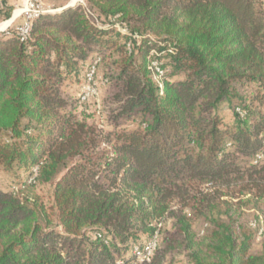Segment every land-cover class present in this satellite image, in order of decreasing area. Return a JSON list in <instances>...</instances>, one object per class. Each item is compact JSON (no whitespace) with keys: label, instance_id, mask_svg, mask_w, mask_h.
Listing matches in <instances>:
<instances>
[{"label":"trees","instance_id":"trees-1","mask_svg":"<svg viewBox=\"0 0 264 264\" xmlns=\"http://www.w3.org/2000/svg\"><path fill=\"white\" fill-rule=\"evenodd\" d=\"M83 1L0 31V165L25 172L0 189V264H264L244 220L264 202V0ZM107 51L120 85L102 130L61 88ZM39 182L47 206L24 195Z\"/></svg>","mask_w":264,"mask_h":264},{"label":"rangeland","instance_id":"rangeland-1","mask_svg":"<svg viewBox=\"0 0 264 264\" xmlns=\"http://www.w3.org/2000/svg\"><path fill=\"white\" fill-rule=\"evenodd\" d=\"M35 2L38 8L43 11L56 12L61 7L72 3L71 6L75 4H81L85 7L83 0H9L13 5L12 15L17 14L18 10L20 12L15 16L16 18L9 26H14L15 29L20 27L25 21V10L29 7V2ZM23 10V11H22ZM11 15V16H12ZM7 22L0 18V26L2 23ZM8 26V27H9ZM3 27V26H1ZM7 27V28H8ZM122 29V27L119 26ZM17 30V29H16ZM92 56L90 60L93 59ZM117 58V53L114 51H107L102 54V59L99 61L96 73H95V84H96V94L91 96L87 101L80 100V93L85 84V77L82 73H79L77 77H70L63 82L62 91L64 95L68 98L72 104H75V112L78 118H84L88 123L95 124L98 129L108 130L113 128V122L110 119V108L114 105V93L120 85V80L117 77L115 69V60ZM84 72V71H83ZM177 78V76H174ZM219 113L224 116L225 120L230 121L231 111L226 104H223L219 108ZM120 127L129 128V120L121 119L119 121ZM25 176L23 169L16 168L13 166L11 169H5L0 165V189L9 191L11 184L17 180H21ZM52 185L50 183L39 182L37 185L33 186L27 192L24 193L31 200L40 201L45 206L52 202ZM177 204L173 203L172 208H177ZM54 219V218H52ZM257 220L259 226L264 229V202L260 204L259 208L246 209L244 213V220L248 223L251 220ZM172 219H165L162 222V232L171 230ZM202 227L201 222H196L194 228L196 231L200 230ZM264 243V233L259 238L256 237L254 240L252 251H257ZM166 264H189L183 254H178L173 256H168L166 258Z\"/></svg>","mask_w":264,"mask_h":264},{"label":"built area","instance_id":"built-area-1","mask_svg":"<svg viewBox=\"0 0 264 264\" xmlns=\"http://www.w3.org/2000/svg\"><path fill=\"white\" fill-rule=\"evenodd\" d=\"M36 1V0H35ZM29 7L31 8H27L25 10L26 16H25V21L24 23L20 26L17 27V32L24 36L28 33L29 30V26H30V20L37 15V13L40 11V9L38 8V5L35 2L30 1L29 2ZM156 51L155 50H151L150 54H155ZM99 58L94 59L91 64L89 65L86 73H85V84L82 88V91L80 93V100L81 101H87L91 96H93L94 94H96V84H95V73H96V69H97V64L99 63ZM148 68L150 70L151 76L152 78L158 83L159 87H162V83H163V78H164V74L165 71L163 68H161V66L159 65L158 61L156 59H151L148 65ZM256 158L258 160H262L264 159V155L263 154H259L256 155ZM35 173H36V169H35ZM34 178L31 177L29 181H31ZM161 224L158 223V227ZM249 225L255 229L256 231V237L259 238L260 236L263 235L264 233V229L263 227L259 226V224L257 223V220H251L249 222ZM157 231L154 233V235L141 247L135 246L132 250L133 254L141 260H146L149 261L152 254L154 253V251L157 248Z\"/></svg>","mask_w":264,"mask_h":264},{"label":"water","instance_id":"water-1","mask_svg":"<svg viewBox=\"0 0 264 264\" xmlns=\"http://www.w3.org/2000/svg\"><path fill=\"white\" fill-rule=\"evenodd\" d=\"M72 5V3H69V4H67L66 6H63V8H65V7H69V6H71ZM61 9V8H60ZM16 17L14 16V13H13V15L9 18V19H7L6 21H8V24L6 25V26H4V27H1L0 26V31H3V30H5L13 21H14V19H15Z\"/></svg>","mask_w":264,"mask_h":264},{"label":"bare ground","instance_id":"bare-ground-1","mask_svg":"<svg viewBox=\"0 0 264 264\" xmlns=\"http://www.w3.org/2000/svg\"><path fill=\"white\" fill-rule=\"evenodd\" d=\"M72 3H73V2H72ZM22 11H23V10H22ZM19 12H20V10H18V13H19ZM18 13H17V14H18ZM17 14H14V16H16ZM7 24H8V21H7V22H4V23H2V24H1V26H3V27H4V26H6Z\"/></svg>","mask_w":264,"mask_h":264}]
</instances>
